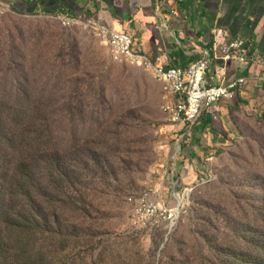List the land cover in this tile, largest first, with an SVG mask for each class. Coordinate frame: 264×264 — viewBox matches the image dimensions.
Listing matches in <instances>:
<instances>
[{"label":"rangeland","instance_id":"1","mask_svg":"<svg viewBox=\"0 0 264 264\" xmlns=\"http://www.w3.org/2000/svg\"><path fill=\"white\" fill-rule=\"evenodd\" d=\"M20 1L0 0V96L47 117L45 139L68 174L64 188L59 172L54 179L61 207L54 228L67 234L55 258L225 264L222 250L232 239L264 244L263 100L231 102V132L220 131L223 143L196 158L181 136L188 131L167 120L161 82L114 60L89 19L67 27L63 14L27 13ZM172 182L180 187L171 196ZM145 193L166 208L178 206L169 233L131 225L135 200Z\"/></svg>","mask_w":264,"mask_h":264},{"label":"crops","instance_id":"2","mask_svg":"<svg viewBox=\"0 0 264 264\" xmlns=\"http://www.w3.org/2000/svg\"><path fill=\"white\" fill-rule=\"evenodd\" d=\"M54 12L77 19L96 20L132 36L134 45L163 68L201 58L213 43L214 30L248 44L247 61L211 60L205 73L208 85L245 78L234 99L203 112L182 134L199 158L204 147L220 146V131L231 132L233 101H264V0H49ZM42 4H40L41 6Z\"/></svg>","mask_w":264,"mask_h":264},{"label":"trees","instance_id":"3","mask_svg":"<svg viewBox=\"0 0 264 264\" xmlns=\"http://www.w3.org/2000/svg\"><path fill=\"white\" fill-rule=\"evenodd\" d=\"M48 1L21 0L18 6L27 13L58 14ZM46 133H51L46 116L16 109L0 96V264L67 263L66 254L55 258L57 246L63 250L67 246V234L54 228L61 209L54 179L59 172L64 188L68 174L53 157ZM8 151L22 156L15 160ZM56 236L58 241L53 240ZM230 243L222 250L228 257L225 264H264L263 242L232 239Z\"/></svg>","mask_w":264,"mask_h":264},{"label":"built area","instance_id":"4","mask_svg":"<svg viewBox=\"0 0 264 264\" xmlns=\"http://www.w3.org/2000/svg\"><path fill=\"white\" fill-rule=\"evenodd\" d=\"M60 18L67 27L82 23L80 19L70 16ZM88 24L106 40L114 60H127L149 72L156 81L163 84L169 94L168 100L163 105V111L167 120L174 126H181V129L185 128L187 131L192 129L203 112H209L212 106L222 101L234 99L237 91L247 83L245 78H236L217 85L206 83L205 73L211 60H233L241 63L247 61L246 41L241 38H227L221 30H214L212 45L201 52V58L198 60L185 67L163 68L154 65L145 54L140 52L128 33L115 31L92 19ZM179 187V184L172 182L171 196L176 195ZM183 190L181 194L188 193L186 188ZM179 215L178 206L166 208L145 193L135 200L129 221L139 230L163 228L169 233L174 228Z\"/></svg>","mask_w":264,"mask_h":264}]
</instances>
